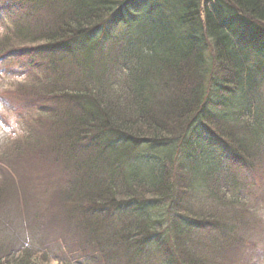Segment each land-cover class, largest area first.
Returning a JSON list of instances; mask_svg holds the SVG:
<instances>
[{
    "label": "trees",
    "instance_id": "trees-1",
    "mask_svg": "<svg viewBox=\"0 0 264 264\" xmlns=\"http://www.w3.org/2000/svg\"><path fill=\"white\" fill-rule=\"evenodd\" d=\"M12 1L36 30L0 58L40 62L15 93L37 118L17 114L0 155V264H30L20 217L45 210L102 264H244L264 203V0H160L147 19L136 0Z\"/></svg>",
    "mask_w": 264,
    "mask_h": 264
},
{
    "label": "rangeland",
    "instance_id": "rangeland-1",
    "mask_svg": "<svg viewBox=\"0 0 264 264\" xmlns=\"http://www.w3.org/2000/svg\"><path fill=\"white\" fill-rule=\"evenodd\" d=\"M158 2H160V0H136L130 5H132L133 11H135L137 7L141 8L142 6H149L150 4H153V3H156L157 5ZM212 5H213V0H210V3L206 4L205 9L211 7ZM200 6L204 7L202 5ZM9 8L11 9L17 8V5L12 0H0V15L1 14L4 15L5 10ZM150 12L151 10H149V13ZM149 13L147 17L144 19L149 18L153 12L150 14ZM38 21L41 22L40 18H38ZM12 24L14 26L13 29L11 30L10 33L5 34V35L3 34L6 32V30L4 29V26L0 25V39L1 40L3 39L1 37L8 38V39H15V37H17V35H19L23 31L24 26H26V21L23 22V19L21 18V25L17 24L16 26L14 24V21ZM38 29H40V27H38ZM29 30L35 32L36 30L35 26L32 25ZM120 31H121V28L116 29L113 34L117 36ZM137 33H138L137 37L142 38L144 36L143 32L140 29L137 31ZM147 34L148 35L152 34L151 29L147 31ZM145 41H148L146 36H145ZM5 42L6 41H4V43ZM38 61L39 60L37 59V62ZM16 64H14L15 66L10 65L11 66L10 69H4V70L2 69L3 66H0V93L6 92L8 96H14L15 93L18 95H25L23 93L24 88H26L27 86L31 84V81H29V79L26 78L27 75L29 74L20 73V68H22V65L21 64L16 65ZM101 85H103V83H99V86ZM262 92L264 93V88ZM112 93L114 94V92ZM254 94H255V97L258 96L257 91H255V93L250 91L246 95V98H252ZM261 95L264 101V95L263 94ZM46 104L54 106L57 103L50 101ZM262 105H263V108L258 107L257 112L263 117L264 116V103ZM6 106L8 108L10 107L9 102H4V100L0 98V155H1L2 150L4 149L3 146H6L7 149H10L11 147L14 146L16 140L20 139L19 136L21 135L20 127L18 126V120L15 118V116L12 113L7 112L5 108ZM30 113H31L32 119L37 118V114L35 111H31ZM262 120L264 119L262 118ZM254 179L255 180L253 182L255 183V185H258V187L255 188L256 192H259L260 196L264 197V187H262L264 186V174H262V176H260L259 178H254ZM259 189L260 191H257ZM192 204H196V202L193 201ZM195 207H197V205H195ZM22 215L23 214L21 213V216ZM51 218L52 217L50 216V210L49 211L45 210L43 214V218L37 220L36 224H34L33 221L31 220H28V222L24 224L22 217H20L21 224H23L26 227L25 232H22L24 237L26 236V233L29 232L27 231V228L32 227V226L34 227L36 231L35 234L39 235L34 240L31 239L32 241L31 245L34 246V249H38V248H41V249L36 252H32V256L30 258V261H31L30 264H102L100 260L94 256V252L90 251L89 247L86 244H84V240L82 239V237L73 238L71 236H68L67 237L68 243L60 235L53 237L55 235V232L57 231H54L56 227H53L49 230V232L51 233L48 232L49 226H52L54 224L52 223L49 225V220ZM256 218H258V220L260 221L259 232L249 235L248 239H246L248 249H249V252L247 253L245 257L246 264H264V203H262L261 207H259V213ZM69 225L76 226L77 223L74 222ZM42 230L45 232L41 234L40 232ZM63 230H66V228H64ZM44 233L46 234L43 235ZM74 233L78 234L76 230L74 231ZM203 235L204 233H202L201 236ZM43 252H46L47 254H44ZM95 254L100 255V252H96ZM20 256H22V253H20V255L16 257V259L19 258ZM245 262L243 261L244 264ZM151 264H161V263L153 260Z\"/></svg>",
    "mask_w": 264,
    "mask_h": 264
},
{
    "label": "bare ground",
    "instance_id": "bare-ground-1",
    "mask_svg": "<svg viewBox=\"0 0 264 264\" xmlns=\"http://www.w3.org/2000/svg\"><path fill=\"white\" fill-rule=\"evenodd\" d=\"M154 7V5H150V6H142L141 8L137 9L134 11V16L137 18V19H141L143 16L145 17L146 16V10H151L152 8ZM15 11H19V8L17 6V8H14ZM28 10V9H27ZM26 10V11H27ZM26 11H24L23 15L22 16H26L28 21L26 20V26L27 28L29 29L33 24L30 22L32 21L29 17L28 14H25ZM20 13V12H19ZM19 13H15L14 14V17L18 16ZM31 23V24H30ZM259 208L255 209L254 211H256V213L258 212Z\"/></svg>",
    "mask_w": 264,
    "mask_h": 264
}]
</instances>
